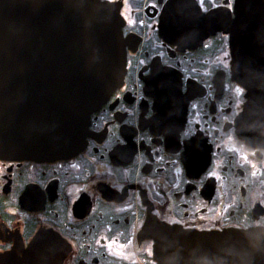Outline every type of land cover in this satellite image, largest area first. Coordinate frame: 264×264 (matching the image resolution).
Returning <instances> with one entry per match:
<instances>
[{"label":"flooded vegetation","instance_id":"flooded-vegetation-1","mask_svg":"<svg viewBox=\"0 0 264 264\" xmlns=\"http://www.w3.org/2000/svg\"><path fill=\"white\" fill-rule=\"evenodd\" d=\"M103 1L123 20V82L79 152L0 158V264H155L147 220L196 232L264 225V147L236 132L246 91L229 36L187 28L214 11L233 17L235 0Z\"/></svg>","mask_w":264,"mask_h":264},{"label":"water","instance_id":"water-1","mask_svg":"<svg viewBox=\"0 0 264 264\" xmlns=\"http://www.w3.org/2000/svg\"><path fill=\"white\" fill-rule=\"evenodd\" d=\"M122 24L119 7L103 0H0V158L82 149L91 115L123 82ZM194 24L188 30L205 37L229 36L232 79L246 91L236 132L264 147V35L255 30L264 0H235L233 17L214 11ZM142 233L154 241L155 264H264V225L196 232L147 220Z\"/></svg>","mask_w":264,"mask_h":264},{"label":"snow or ice","instance_id":"snow-or-ice-1","mask_svg":"<svg viewBox=\"0 0 264 264\" xmlns=\"http://www.w3.org/2000/svg\"><path fill=\"white\" fill-rule=\"evenodd\" d=\"M239 91V90H238Z\"/></svg>","mask_w":264,"mask_h":264}]
</instances>
